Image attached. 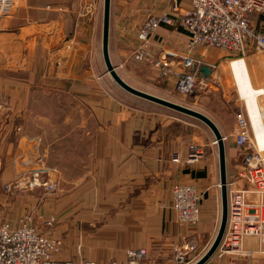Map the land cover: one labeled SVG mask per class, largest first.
Instances as JSON below:
<instances>
[{
  "label": "crops",
  "instance_id": "1",
  "mask_svg": "<svg viewBox=\"0 0 264 264\" xmlns=\"http://www.w3.org/2000/svg\"><path fill=\"white\" fill-rule=\"evenodd\" d=\"M104 5L105 0H17L11 14L0 19V178L22 173L27 162L32 161L24 153L37 144L38 138L28 134L24 130L26 123H20V120L27 115L43 120L36 116L43 113L37 107L38 100L41 103L44 99L51 100V113H59V109L65 112L71 131L92 128L93 115L94 120L102 123L98 137L93 139L97 160L87 162L79 157L85 151L79 148L84 143L81 138L73 144L71 138L67 139L69 147L72 146L69 153L74 152L75 157L73 161L71 156L67 160V169L69 163L71 165L68 178L75 177L71 172L79 167L84 173L89 170L91 180L84 181L78 192L91 186L101 193H113L116 208L130 211V225L116 220L119 252L124 254L130 248H145L149 252V264H175L171 247L180 236L195 232L210 237L221 222L218 147L206 145L204 157L189 164L185 125L182 135L180 130L174 133V129L181 126L180 120L172 121L160 111L148 112L119 104L98 87L91 99L93 89L84 83L93 75L89 63H95L100 50L103 56ZM166 11H169L167 0H112L110 54L115 65L124 68L134 63L132 52L140 44L141 28L148 17ZM252 22L264 32V14L252 15ZM188 43L189 34L184 28L162 26L152 37L151 49L156 57L164 51L182 55L187 51ZM201 50L198 49L195 56L202 62V68L211 69L209 75L202 71L204 80L210 81L214 78L215 65L202 57ZM127 73L131 77H124L125 81L138 89L147 90L151 86L165 93L176 92L175 79L136 77L133 70H127ZM163 79L169 80L167 86ZM76 82L81 83L83 94H86L82 106L75 105L73 87ZM60 96H67V99L70 96L71 101L60 107ZM235 133L236 128L233 133L223 135L226 141L230 139L231 146L227 148L228 184L237 182L240 185L242 183L237 181L239 158L232 149L236 145ZM58 153L52 148L50 163L46 159L42 163L34 162L35 166L47 170L51 179L62 176L64 169ZM30 165L33 164L27 166ZM176 184L193 185L201 194L200 224L191 232L178 229L172 232L174 212L165 211L161 206L162 202L171 201V190ZM164 191L167 193L165 198ZM156 208L161 213L159 232L154 227ZM3 222L0 221V225ZM108 252L116 251L105 249L99 258L107 257Z\"/></svg>",
  "mask_w": 264,
  "mask_h": 264
},
{
  "label": "rangeland",
  "instance_id": "2",
  "mask_svg": "<svg viewBox=\"0 0 264 264\" xmlns=\"http://www.w3.org/2000/svg\"><path fill=\"white\" fill-rule=\"evenodd\" d=\"M198 49H202V57H207L209 62L214 63L215 67L212 76L214 78L210 81L206 79L203 80L194 93L184 96L179 94L177 89L176 92H174L172 88L171 92L165 93L151 86L147 88V90H139L199 111L207 116L211 115L221 132L227 134L233 133V129L235 130L237 126V114L243 112L247 121H249L248 123H250L255 149L258 152L264 153V95L259 94L256 97L255 110L258 112L261 119L259 124L255 121L256 119L254 116L256 115L253 113L254 109L248 107L246 101L254 92L264 90V51L253 44H250L245 55L232 54L211 47H199ZM198 49L195 51V55H197L196 52ZM135 51L132 52V59ZM202 57L201 59L203 60ZM103 59L100 50L95 63H89V68L91 67L93 69V75L87 77L84 85L87 84L90 86L87 88L93 89L90 92L91 99L95 97L94 95L97 93L95 88L98 87L104 90L108 96L113 97L119 104L139 107L148 112L160 111L164 117L170 118L172 121L173 119L180 120L181 126L179 129H174V133H178V130H180L182 135L183 125H185L187 137L186 145L189 152L190 148L194 145L201 146L204 148L205 152L206 145L208 144H211L215 149L218 147L214 142L212 131L200 120L138 98L123 90L109 74ZM113 60L114 59H112L114 66L123 79L124 77H131L128 75L127 70H133L136 77L167 78L161 76L157 69V71H155V67L153 66L134 62L127 67L121 68L115 65V60ZM236 60H243L247 69L246 75L250 81L244 86L246 90L242 93L239 92L241 95L236 91L237 85L236 83L234 84L232 78L233 66H231V62ZM163 80H165V86H167L169 80ZM130 85L133 86L132 84ZM73 88L75 90V105H84L83 100L86 94H83L81 83L76 82ZM56 101L57 100H55V102ZM59 101L60 107H63V103L67 101L70 102L71 99L70 96L68 99L67 96H60ZM58 104V102L57 105L53 103V105L57 107ZM56 106H53L55 107L54 109L57 108ZM37 107L43 113L37 114L36 116L43 118V120L40 118L36 119L34 115H27L23 121L20 120V123H26L24 125V130L27 131L28 134L38 138L37 144L34 147L26 149L24 153L25 156L31 157L32 161L30 160L27 162L24 166L25 170L22 173L16 175L12 174V177H8L7 179L0 178V221H4L2 224L9 222L11 225L17 226L23 218L30 217L29 224L33 226V228L49 238L58 239L62 242V247L56 256L58 260L68 259L66 261H76L79 263H81V261L100 262L99 264L120 261L122 264H125L127 251L136 248L125 250V257H123V252H119L118 243L120 236L118 231H116L118 227L116 226V220H123V224L126 223L130 225V211H120L116 208V195L113 193H101L98 192L97 188L91 186H87L82 192H78L84 181L91 180L88 176L89 170H85L84 173V169L79 167L77 170L71 172L75 177L68 178V170L71 165L69 163V169H67V160L71 156L70 159L73 161L75 157L73 155L74 152L69 153L72 146L69 147L67 139L71 138L73 144V141L81 138L84 143L82 142L79 148L85 151L82 154L80 153L79 157H82L87 162H91L92 160L95 161L97 160V153L96 146L93 144V139L98 137L100 130L99 126H101L102 123L100 124L98 120H94L92 115V120L90 121L92 128L71 131L66 123L67 114L65 112H61L59 109V113H51V100L44 99L42 103L38 100ZM258 127L262 129L263 133L259 134L257 132L256 128ZM225 136L229 137V135ZM225 142L226 150L227 148L230 149V139ZM53 143H56V146H52ZM52 148L59 151V161L63 164L64 168L62 176H58V179H51L47 170L34 165V162L42 163L41 161L45 162V159L47 163H50V159L53 157L51 154ZM232 149L235 150L239 158L238 166H241L246 149L240 148L237 144H234ZM253 150L254 148L252 147L248 149V151ZM28 164L33 165L27 166ZM33 170H40L43 180L57 182L59 184V191L57 193H49L46 189L41 187L33 188L28 180ZM4 182L6 183L4 184ZM8 184L15 185V188H13L11 192H8L5 188ZM178 185L184 184H176L171 190V201L167 203L164 201L161 203L165 211H173V190ZM163 196L164 198L167 196L166 191H164ZM160 214L159 209L156 208L154 211V227L156 232H159L161 228ZM52 219L54 222L53 225H50L49 222ZM13 222L17 224L14 225ZM172 224L174 227L172 232H175L176 229L180 231L188 230L191 232L197 229L200 223L195 226V228L190 225H179L175 215V223L173 222ZM219 226L220 224L215 233L210 237L208 235H196L195 232L190 235L186 234L185 236H180L179 241L171 247L172 256L176 245L185 241H191L194 242L196 246L193 257H202L213 244ZM122 228L123 234H125V228ZM260 240L261 239L257 238L247 239L245 251H251L254 255L253 257L245 253L226 254L218 250L207 264H264V239L261 242ZM113 248L116 252H108L109 255L107 254V257L103 256L99 258V254L104 253L105 249L112 250ZM172 258L176 264L174 257ZM104 260L105 262H101Z\"/></svg>",
  "mask_w": 264,
  "mask_h": 264
},
{
  "label": "built area",
  "instance_id": "3",
  "mask_svg": "<svg viewBox=\"0 0 264 264\" xmlns=\"http://www.w3.org/2000/svg\"><path fill=\"white\" fill-rule=\"evenodd\" d=\"M17 0H0V19L9 16ZM169 11L151 15L141 28L139 47L133 55L136 63L155 67L161 76L175 79L177 92L187 96L194 93L204 80L202 62L195 56L199 47H211L232 54L245 55L250 44L264 51V32L252 22V15L264 14V0H167ZM186 2L188 6H185ZM178 25L189 34L187 51L179 55L164 51L156 57L151 49L153 35L162 26ZM235 142L246 149L238 171L237 182L228 184V222L218 250L226 254L245 253L247 239H264V153L254 147L249 121L243 112L236 117ZM226 139V138H225ZM253 144V145H252ZM253 151H248L250 148ZM205 155L201 146L190 148L187 163L195 164ZM33 187L57 193V182L42 179L40 170H33L28 178ZM11 192L15 185L5 186ZM201 194L193 185H178L173 190L172 210L179 225L197 226L201 219ZM23 218L17 226L6 222L0 226V264H99L96 262L61 261L56 258L62 242L49 238ZM52 219L49 224L53 225ZM194 242L185 241L174 248L176 264H194L201 257H193ZM145 248L127 251L125 264H149ZM108 264H122L111 261Z\"/></svg>",
  "mask_w": 264,
  "mask_h": 264
},
{
  "label": "water",
  "instance_id": "4",
  "mask_svg": "<svg viewBox=\"0 0 264 264\" xmlns=\"http://www.w3.org/2000/svg\"><path fill=\"white\" fill-rule=\"evenodd\" d=\"M111 7H112V0H105L104 5V24H103V42H102V52H103V58L106 65V68L113 78V80L126 92L147 100L149 102L158 104L162 107L168 108L170 110H173L175 112L188 115L190 117L196 118L203 122L213 133L215 138V143L218 146V152H219V165H220V175H221V199H222V217L221 222L219 226V230L217 233V236L209 248V250L194 264H207L212 257L216 254L218 251L221 241L224 237L227 222H228V174H227V150H226V139L223 136L220 128L218 125L212 120L209 116L193 110L191 108L185 107L183 105L171 102L169 100L160 98L158 96L149 94L147 92L141 91L133 86H131L129 83H127L118 73L116 67L114 66L110 54V23H111ZM202 71L209 75L211 74V69L208 67L202 68ZM24 186V184H23Z\"/></svg>",
  "mask_w": 264,
  "mask_h": 264
},
{
  "label": "bare ground",
  "instance_id": "5",
  "mask_svg": "<svg viewBox=\"0 0 264 264\" xmlns=\"http://www.w3.org/2000/svg\"><path fill=\"white\" fill-rule=\"evenodd\" d=\"M231 66H233V73H232V78H233V81H234V84L236 83L237 87H236V90L239 92H243L245 91V87L246 84H248L250 81L248 80L247 78V69L243 63V60H236V61H233L231 62ZM258 94H262L264 95V90H260L258 92H254L251 96H249L247 98V104H248V107H252L253 110V113L256 115L254 116V118L256 119V123L259 124L260 123V116L258 115V112L255 110L256 108V97ZM239 95H241L239 93ZM257 129V132L259 134L263 133L262 129L261 128H256Z\"/></svg>",
  "mask_w": 264,
  "mask_h": 264
}]
</instances>
